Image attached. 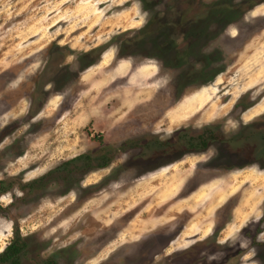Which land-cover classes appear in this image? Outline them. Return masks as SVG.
Here are the masks:
<instances>
[{
    "label": "rangeland",
    "instance_id": "1",
    "mask_svg": "<svg viewBox=\"0 0 264 264\" xmlns=\"http://www.w3.org/2000/svg\"><path fill=\"white\" fill-rule=\"evenodd\" d=\"M153 1L0 0V252L18 231L21 264H264V0H184L174 42ZM209 127L229 144L182 160Z\"/></svg>",
    "mask_w": 264,
    "mask_h": 264
},
{
    "label": "flooded vegetation",
    "instance_id": "2",
    "mask_svg": "<svg viewBox=\"0 0 264 264\" xmlns=\"http://www.w3.org/2000/svg\"><path fill=\"white\" fill-rule=\"evenodd\" d=\"M182 1H184V0H154L153 1V2H159L160 6H161V8L159 9L160 13L158 14V17H156L154 20L157 21V26L160 29L159 30L160 33L166 34L167 39L169 38L170 42H174L173 39L175 38V36L177 38L181 37V38H187L188 39V38L192 37L191 34L193 33V31H196L198 19H197V17H195V14L191 15V17H188V15L186 16L183 14L182 5H181ZM166 43H167V46H169L168 42H166ZM167 46L163 45V48L161 50L165 51V49H169V48H167ZM184 52L187 55L189 54L186 51H184ZM189 57H190V55H189ZM48 72H50V71H48ZM50 73H52V76L50 75V78L48 79V80H50L49 86L51 85L50 83H52L51 88H53L55 86V81L57 79L59 72L56 71L54 73L51 71ZM72 77L75 78L76 74L72 73ZM40 80H41V77L38 78V80L35 83V85L37 84L36 88L41 87ZM70 81H71V78H69V82ZM47 86L48 85H46V87ZM45 90H47V89H44L43 87H41V89H40L41 94ZM199 136H203L205 138V142L204 141H195V140L191 141L192 137H187L184 135L181 137V145H180L181 149L179 150V152H181V154H182L181 155L182 160L183 159L186 160V158H184L186 156H191V155H194L197 153H204V151H206L208 149L209 145H212L213 143H215L216 145H228L230 142V141L224 142V143L213 142L214 141L213 139L215 138V136H214L213 129L210 127L205 129L204 131H202L201 133L196 135V137H193V138L194 139L199 138ZM243 138L245 140L243 142H246V144H244V145H257V143L249 141V139H250L249 136L243 137ZM148 141H149V139L147 141H145V143H143V144L144 145H151V144L161 145L162 147H163L162 143H164V145L169 144V142H166V141H153V142H150V141L148 142ZM146 142H148V143H146ZM202 145H206V146H202ZM163 150H164V147H163ZM222 151L224 153L223 155H225V158L228 157L227 158L228 160H231L234 156H236L228 148H225ZM161 152L162 151H158V153H161ZM244 152H245V150H244ZM158 155H159L158 158H160L161 157L160 154H158ZM243 156H245V154ZM245 158L246 157H243V159H245ZM190 161H191V159H190ZM198 185H196V186H198Z\"/></svg>",
    "mask_w": 264,
    "mask_h": 264
},
{
    "label": "trees",
    "instance_id": "3",
    "mask_svg": "<svg viewBox=\"0 0 264 264\" xmlns=\"http://www.w3.org/2000/svg\"><path fill=\"white\" fill-rule=\"evenodd\" d=\"M194 140L205 142V138L203 136H199V138H195V139L191 138V141H194ZM202 146H206V145H202ZM83 158L87 159V162H86L87 166L90 164V162H92L95 159H98L97 161L102 160L99 167L106 166L109 163L108 156H106V153L102 152L101 150H99V153L96 154L95 159H93L92 155L90 154L84 155ZM4 190L6 191L5 188H2V182H0V192H3ZM25 250H26V243L23 241L19 232L16 231L11 242L4 248L2 252H0V263L1 264H21V256L22 254L25 253Z\"/></svg>",
    "mask_w": 264,
    "mask_h": 264
},
{
    "label": "bare ground",
    "instance_id": "4",
    "mask_svg": "<svg viewBox=\"0 0 264 264\" xmlns=\"http://www.w3.org/2000/svg\"><path fill=\"white\" fill-rule=\"evenodd\" d=\"M172 195V194H171Z\"/></svg>",
    "mask_w": 264,
    "mask_h": 264
}]
</instances>
